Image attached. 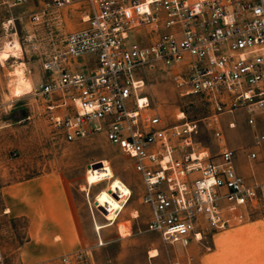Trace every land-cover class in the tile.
I'll list each match as a JSON object with an SVG mask.
<instances>
[{
    "label": "built area",
    "instance_id": "1",
    "mask_svg": "<svg viewBox=\"0 0 264 264\" xmlns=\"http://www.w3.org/2000/svg\"><path fill=\"white\" fill-rule=\"evenodd\" d=\"M2 1L9 9L33 3L30 20L56 33L34 90L52 129L70 142L101 132L130 157L149 210L147 226L164 241L186 249L208 228L242 221L264 201V181L238 171V154L225 142L219 118L245 112L255 131L248 158H258L264 0ZM73 3L86 5V24L66 34L62 9ZM151 63L170 71L180 95L201 96L212 112L182 123L163 119L144 95L140 71ZM201 123L223 138L214 154L197 141ZM70 263V254L54 262Z\"/></svg>",
    "mask_w": 264,
    "mask_h": 264
},
{
    "label": "rangeland",
    "instance_id": "2",
    "mask_svg": "<svg viewBox=\"0 0 264 264\" xmlns=\"http://www.w3.org/2000/svg\"><path fill=\"white\" fill-rule=\"evenodd\" d=\"M34 9L33 3L9 9L0 0V48L16 42L9 59L0 49V264H54L62 254L71 255L70 264H195L187 248L148 228L149 210L141 202V181L130 157L101 132L70 142L52 129L34 90L56 33L30 20ZM85 10L81 3L62 9L63 32L83 27ZM140 76L152 109L169 123L212 112L201 96L180 95L164 65L148 64ZM219 118L225 142L238 154V171L250 181H264V144L257 148L259 157L250 160L255 131L245 112ZM255 129L264 131L263 118ZM197 141L211 154L224 142L203 123ZM33 182L47 201L29 195ZM13 197L30 205L34 218L12 208ZM250 208L244 220L215 234L208 228L201 241L192 242L264 243V201ZM154 249L159 254L152 257ZM250 262L264 264V252Z\"/></svg>",
    "mask_w": 264,
    "mask_h": 264
},
{
    "label": "crops",
    "instance_id": "3",
    "mask_svg": "<svg viewBox=\"0 0 264 264\" xmlns=\"http://www.w3.org/2000/svg\"><path fill=\"white\" fill-rule=\"evenodd\" d=\"M31 187V192L29 195H33L38 198V202L41 201H47V199L44 197L45 194L42 191V188L36 187V183H29V185H33ZM24 194V193H22ZM21 194V195H22ZM44 196H43V195ZM13 206L19 214L26 213L31 214L32 217L33 213L30 209V205L28 206L20 199H17L16 197H13ZM9 211V210H8ZM229 227V226H227ZM224 227V228H227ZM212 229L211 233L215 234L217 232H220L222 229ZM203 234H206V231L203 232ZM202 234V239H203ZM199 241V240H198ZM201 241V240H200ZM262 242V241H261ZM264 247V243H260L259 241L256 243L249 242V241H226L221 243H193L191 242L187 249L191 252L190 256L193 258V262L195 264H251L250 259L254 254H258L260 252H264V249H258V247Z\"/></svg>",
    "mask_w": 264,
    "mask_h": 264
},
{
    "label": "bare ground",
    "instance_id": "4",
    "mask_svg": "<svg viewBox=\"0 0 264 264\" xmlns=\"http://www.w3.org/2000/svg\"><path fill=\"white\" fill-rule=\"evenodd\" d=\"M11 43H12V41H7L5 46L1 47L2 49L0 48L1 51L4 52V53L1 52L2 56L4 57V59H9V58H11L10 55L16 53V52H10L9 51V50H12V48L15 45L16 42H14L13 44H11ZM141 102H143V101H141ZM182 116H184L183 113L179 117H182ZM97 164H98V162L93 164L91 167L96 166ZM151 252H152V254H151L152 257L157 256L159 254V251L157 249H154Z\"/></svg>",
    "mask_w": 264,
    "mask_h": 264
}]
</instances>
